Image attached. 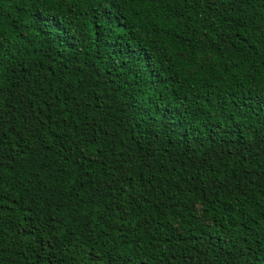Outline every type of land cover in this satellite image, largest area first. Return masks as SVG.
<instances>
[{"label":"trees","instance_id":"trees-1","mask_svg":"<svg viewBox=\"0 0 264 264\" xmlns=\"http://www.w3.org/2000/svg\"><path fill=\"white\" fill-rule=\"evenodd\" d=\"M0 264H264V0H0Z\"/></svg>","mask_w":264,"mask_h":264}]
</instances>
